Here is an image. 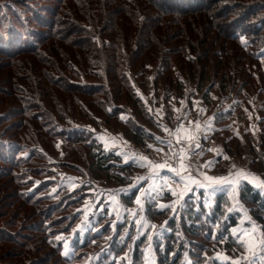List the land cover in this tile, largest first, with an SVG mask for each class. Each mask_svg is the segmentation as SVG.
Segmentation results:
<instances>
[{"label":"trees","instance_id":"trees-1","mask_svg":"<svg viewBox=\"0 0 264 264\" xmlns=\"http://www.w3.org/2000/svg\"><path fill=\"white\" fill-rule=\"evenodd\" d=\"M197 94L227 158L247 152L264 177V0H0V264H247L239 205L264 234L256 180L181 201L165 188L144 223L130 214L147 168L98 137L158 143ZM61 173L84 180L64 190ZM97 185L130 213L100 202L84 229Z\"/></svg>","mask_w":264,"mask_h":264},{"label":"rangeland","instance_id":"rangeland-1","mask_svg":"<svg viewBox=\"0 0 264 264\" xmlns=\"http://www.w3.org/2000/svg\"><path fill=\"white\" fill-rule=\"evenodd\" d=\"M190 91L192 92V89H190ZM199 97H200L199 94L195 95L193 98H196V101H193V100L192 102L187 101L188 105L184 108H181V106L175 107L174 116H176V122H174V125L173 124H170L173 126L168 125V129L166 133L160 138L158 143L153 145L152 152L143 151V153L141 154L142 157H146L147 160L138 159L139 157L134 155L135 152L128 150V149H131L130 145H128L127 142L120 139L117 134H113L107 131L106 129H103L98 132V137L104 142L106 147L109 150H116L117 153L123 156L124 160H133L134 158L137 160L138 163L145 165V166H150V168H148V171H146V173L142 175V179H147V181H146V184L142 187L139 193V197L137 198V200H139L140 203L139 204L136 203V207L132 208V212L130 214L132 217L139 216L138 220L142 219L144 223L146 222L144 218L141 216V213H137V212H141L144 210L145 208L144 203L146 202V200L149 199L152 195H155L157 192L159 193L162 192L165 188H168L169 185H171L172 187L174 186L180 187L181 185V183H178L177 185L168 184V179L171 176L169 174L162 173L165 169H159L155 171L154 173L149 174V171L154 169V167L149 165L148 161H151L155 165V164H162L161 158L163 159V161L167 160L166 152H169L168 149L172 148L173 146L171 144V140H174L175 135L177 133H180L178 131L180 128V125H182L185 121L190 120L191 121L190 127H192L194 130L193 137L191 140L185 139V137L183 138L185 140H188L189 142L188 141L186 142L194 148L193 153L195 151L199 152L202 149H204L205 152L208 151L207 153L220 152L219 156L213 155V154L211 156H207L208 158L212 159L211 168L205 167V165L202 164V162L196 161L197 163H200L207 170H200L197 167L193 168L192 164H190L191 170L193 171V175H194V176H191L192 178H196L197 181H199L200 178L206 179L205 174L203 172L209 175L211 174L212 178L217 177V174H215V172L217 171L219 172L221 176L231 175L233 177L227 179L231 181V183H226L227 184L226 187L229 189H232L233 192H238L239 185L242 182V180L247 179V178H253L249 174L248 165H249L250 157L248 153L246 152L244 153V155H239L237 153V150H238L237 146L239 145V143L236 144V148H235L237 154H234V156H231L229 159L224 154L222 144L224 145V142L226 141L225 140L226 136H223L222 138L221 136L220 137L214 136V133H213L214 132V129H213L214 118H213V113L211 112L212 110H209V108L206 109L204 106L202 107L200 105L202 100H200ZM157 111L160 113H163L164 109L159 108L157 109ZM249 127L251 130L256 128V124L254 123V120L250 122ZM169 128H173L175 132L171 134L169 132ZM204 129H206V132H203ZM196 143H198L200 147L198 148L195 147ZM177 146L178 145L176 144V146L174 147V151H173L174 153H176L177 151ZM145 153L151 154V156L145 155ZM223 158L227 159L229 168L221 167V165L219 164V162H221V159ZM217 160L218 162H216ZM222 168H224L226 172L222 171ZM241 169H245V171H247V173H244L246 174L247 178H245V176L239 175L241 171L240 172L238 171ZM189 171H190V168H189ZM60 176H61L60 181L57 183V187L64 189V190L70 189V188L73 189L74 187H76L78 184H80L84 180L83 178H76L66 173H61ZM140 177L141 176L137 177V180H136L137 183H139L142 180ZM42 180L44 181V177L42 178ZM3 183L7 185L8 181L5 180L3 181ZM135 183L136 182H134L133 184ZM209 186L211 185L206 186L208 187L206 188V190H209ZM187 191H188L187 188H184V192H187ZM262 191L264 192V189H262ZM91 192L93 193V196H89V198H87L85 202L79 206V210L82 212L83 217H84L82 228L84 229L86 228V224L91 219L90 216L93 215V212L97 204H99L100 202H102V204H100L98 207L99 211L101 210L100 212H104L105 210H108L110 213L117 214L120 220H124L125 215L130 213L128 210L118 207L119 201H118L117 195L112 190H108L106 188H103L97 185V186L92 187ZM149 194L151 195L149 196ZM239 208L245 214L243 221L249 222L248 225L242 224V226L240 227L239 232L241 234V237L244 240H246L248 237L243 235L242 230L251 231L253 227H255L256 231L254 232V236L257 240H259L262 236H264L260 225L255 220L251 219L252 216L248 213L247 208L244 205L240 204ZM254 252L256 253L257 258L250 257L251 264H262L261 262L264 260H261L259 258L264 257V251H261L260 248L257 247L256 249H254ZM248 255L249 254L247 253L246 256ZM246 261L247 262L245 263L249 264V260H246ZM49 263L50 262H46L45 264H49Z\"/></svg>","mask_w":264,"mask_h":264},{"label":"crops","instance_id":"crops-1","mask_svg":"<svg viewBox=\"0 0 264 264\" xmlns=\"http://www.w3.org/2000/svg\"><path fill=\"white\" fill-rule=\"evenodd\" d=\"M192 100L193 101H196V98H192ZM201 100V99H200ZM188 105V102H187V100H185L184 102H183V104H182V106H181V108H184V107H186ZM200 105L203 107H205L206 109H207V107L204 105V103L201 101V103H200ZM190 123H191V121L189 120V121H185L182 125H180V128H179V132L180 133H177L176 135H175V138H174V140H171V144L173 145L172 146V148H169L168 150H169V152H166V155H167V160L166 161H163V159L161 158V163L162 164H164L165 162L167 163V165H169V166H171V167H173V168H180V163H179V160H178V158H177V155L178 154H182L181 153V150L183 149V154H186V156H187V159L184 161V163L188 166V170H189V168H190V173H191V176H194L193 175V171L191 170V167H190V164H192V167L194 168H199L200 170H207L206 168H204L200 163H197L196 161H198V162H202V164H204V165H207L208 164V162L209 161H211L212 162V159H210V158H208L207 156H211L212 154L213 155H217V156H219L220 155V152H214V153H207V152H205L204 151V149H202V150H200L199 152H194L193 153V151H194V148L191 146V148H189V145L190 144H188L186 141H188V140H185V139H183L184 137H186V136H190V137H193V133H194V130H193V128L192 127H190ZM169 132L171 133V134H173L174 132H175V130L173 129V128H169ZM203 132H206V129H204L203 130ZM170 135V134H169ZM178 138H179V140H180V142H179V144H178V142H177V140H178ZM167 139V138H166ZM126 141L129 143V145H131L132 144V142L131 141H129V140H127L126 139ZM189 142V141H188ZM154 144H156L155 142H150V143H148L145 147H135L134 148V152L136 153H134V155L135 156H137V157H142V153H143V151H147V152H152L153 151V145ZM176 144L178 145L177 146V151H176V153H174L173 151H174V147L176 146ZM180 144H185L186 146L185 147H180ZM193 153V154H192ZM138 154V155H137ZM145 155H149V156H151V154H148V153H145ZM207 157V158H206ZM205 158V159H204ZM133 161H136L137 162V160L136 159H134L133 158ZM230 161V160H229ZM216 162H218V160L216 161ZM228 161L226 160V158H223V159H221V162H219V164L221 165V167H228L229 168V165H228V163H227ZM153 165H154V163H152ZM211 165H212V163H211ZM211 165L210 166H208V167H210L211 168ZM215 165V164H214ZM143 166H145V165H143ZM145 167H147V171H148V168H150V166H145ZM165 170H168L167 169V167L166 168H164ZM157 170H159V169H152L151 171H149V174L150 173H154L155 171H157ZM243 172V173H247V171H245V169H241V170H239L238 172ZM171 173H172V177H170L169 179H168V184H173V185H177L178 183H181V185H180V187H172L171 185H169L168 186V188L170 189V191L172 192V190H175L178 194L179 193H181V192H183V196H182V198H184L187 194H189L190 192H192V190L193 189H195V188H208V187H206L207 185H211V186H209V189L210 188H213V187H218V186H226L227 184L226 183H220V184H216L214 181L213 182H209L207 179H203V178H200V180L198 181V182H201V183H203L204 185H206V186H203V187H201V186H198V184H196V183H192L190 180H189V176H188V172H183L182 174H183V179H181V178H179V177H177L176 175H175V173H173L172 171H170ZM208 172V171H207ZM204 174H205V177H211V174L209 175V174H206L205 172H203ZM215 174H217V177H214V178H221V177H224V178H227V179H229V178H231V177H233V176H221L220 174H219V172L217 171V172H215ZM195 181H197L196 180V178H193ZM165 181V180H164ZM255 181V180H254ZM260 183V182H259ZM258 183V184H259ZM187 184V185H186ZM184 188H187V190L190 188V189H192L191 191H187V192H184ZM151 194H149V196H150ZM176 197V199L178 200V201H181L182 200V198H180V197H178V196H175Z\"/></svg>","mask_w":264,"mask_h":264},{"label":"snow or ice","instance_id":"snow-or-ice-1","mask_svg":"<svg viewBox=\"0 0 264 264\" xmlns=\"http://www.w3.org/2000/svg\"><path fill=\"white\" fill-rule=\"evenodd\" d=\"M185 139L191 140L192 137L190 136H186ZM177 142L179 143L180 140L178 138ZM195 147H200V145L198 143H196ZM189 148H191V145H189ZM182 154H178L177 158L179 160L180 163V168H173L169 165H167V163L165 162L164 164H155L152 165L151 161H148V164L151 165L152 167H154L155 169H164L167 167V169L169 171H172L173 173H175V175L181 179H183V172H188V176H189V180L192 183H196L198 184V186H205L203 183L195 181L192 177H191V173L188 170V166L184 163V161L187 159L186 154H183V149L181 150ZM138 159L141 160H147L146 157H139ZM211 161L208 162L207 165H205V167H208L211 165ZM239 175L245 176V178H247L246 174H244L243 172L239 173ZM206 179L211 183V182H215L216 184H220V183H231V181L227 180V178L221 177V178H212V177H206ZM259 187H264V180L260 181V183L258 184ZM189 191H191L192 189H188ZM172 195L174 196H178L180 198H182L183 196V192L181 193H177L175 190H172L171 192ZM140 201L137 200V204H139ZM164 207H171L170 205H161V208ZM256 231L255 227H253V229L251 231L249 230H242V233L244 236H247L248 238L246 240L241 239L240 240V244L242 247L245 248V251L249 254L248 256H244L243 259L244 260H249V264H251V260L250 257L252 258H257L256 257V253L254 252V249H256L257 247L260 248L261 251H264V236H262L259 240H257L254 236V232ZM224 259L229 260V264H241V260L237 259V260H231V258L228 257H224ZM259 259L264 260V257H260Z\"/></svg>","mask_w":264,"mask_h":264},{"label":"built area","instance_id":"built-area-1","mask_svg":"<svg viewBox=\"0 0 264 264\" xmlns=\"http://www.w3.org/2000/svg\"><path fill=\"white\" fill-rule=\"evenodd\" d=\"M164 111H165V109H164ZM162 114H164V112H163ZM118 136H119L120 139H122L123 141L127 142L126 139L123 138L121 135H118ZM127 144L129 145L128 142H127ZM185 146H186L185 144H180V147H181V148H182V147H185ZM130 147H131V149H128V150H129V151H134V148H135L136 146L132 143V144L130 145ZM249 174H250L253 178H255V179L259 180V181L264 180V177L261 176V175H259V174H256V173H253V172H249Z\"/></svg>","mask_w":264,"mask_h":264}]
</instances>
